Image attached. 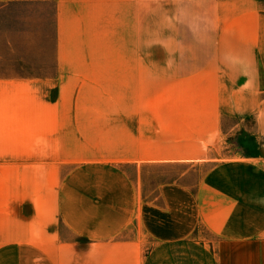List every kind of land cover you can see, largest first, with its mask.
Masks as SVG:
<instances>
[{"label": "crops", "instance_id": "obj_1", "mask_svg": "<svg viewBox=\"0 0 264 264\" xmlns=\"http://www.w3.org/2000/svg\"><path fill=\"white\" fill-rule=\"evenodd\" d=\"M41 3L56 74L132 91L146 74L151 108L118 117L63 188L43 177L52 148L0 146V264H264V0H0ZM43 79L0 76V138L27 136ZM147 165L209 168L150 202L120 170Z\"/></svg>", "mask_w": 264, "mask_h": 264}, {"label": "rangeland", "instance_id": "obj_2", "mask_svg": "<svg viewBox=\"0 0 264 264\" xmlns=\"http://www.w3.org/2000/svg\"><path fill=\"white\" fill-rule=\"evenodd\" d=\"M53 34L52 3L0 5V76L45 77L39 86L44 102L43 108H39L38 120H35V108L29 105L28 110L34 116L28 112L30 118L23 126L27 136L0 138V146L52 148L54 153L43 156L44 163H54V170L45 165L43 177L59 180L63 188L66 179L82 175L81 166L90 160L87 150L102 146L107 134L120 130L118 117L148 114L151 106L149 90L144 84L146 74H141L140 89L134 91L122 89L119 79L116 80L119 75L115 74L97 75L92 79L83 74H56ZM62 64L82 66L83 60L71 58ZM141 65L146 66L147 59H141ZM28 97L29 101L33 97L30 89ZM231 144L234 150L242 146L238 141L236 145L234 141ZM251 146L257 147L253 139ZM208 168L207 165H147L125 166L120 170L136 184L141 198L153 202L159 185L181 182L194 188ZM28 169L30 176L34 171L32 166ZM3 174L0 170L1 178Z\"/></svg>", "mask_w": 264, "mask_h": 264}, {"label": "trees", "instance_id": "obj_3", "mask_svg": "<svg viewBox=\"0 0 264 264\" xmlns=\"http://www.w3.org/2000/svg\"><path fill=\"white\" fill-rule=\"evenodd\" d=\"M10 5V4H9Z\"/></svg>", "mask_w": 264, "mask_h": 264}]
</instances>
